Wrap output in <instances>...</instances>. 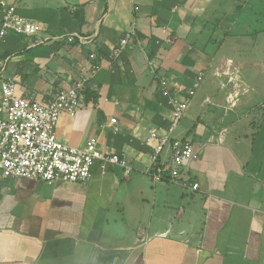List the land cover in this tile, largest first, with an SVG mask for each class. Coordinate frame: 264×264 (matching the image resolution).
Instances as JSON below:
<instances>
[{"label": "crops", "instance_id": "crops-1", "mask_svg": "<svg viewBox=\"0 0 264 264\" xmlns=\"http://www.w3.org/2000/svg\"><path fill=\"white\" fill-rule=\"evenodd\" d=\"M7 1L45 27L2 42L17 95L49 101L86 77L85 105L60 117L57 136L76 147L97 137L133 171L96 160L87 183L0 172V264H264V0ZM62 33L78 36L38 40ZM200 74L172 131L196 148L185 169L200 188L154 182L148 139L173 123L159 75L184 100Z\"/></svg>", "mask_w": 264, "mask_h": 264}, {"label": "built area", "instance_id": "built-area-1", "mask_svg": "<svg viewBox=\"0 0 264 264\" xmlns=\"http://www.w3.org/2000/svg\"><path fill=\"white\" fill-rule=\"evenodd\" d=\"M3 19L0 25V47L10 32L24 36L39 35L45 30L43 23L25 18L17 13V4L0 0ZM135 30H131L113 50V56L119 57ZM76 33L57 35L43 34L38 40L46 42L66 38L72 42ZM173 39L168 37L167 42ZM10 57L0 56V82L2 97L0 99V172L2 177H27L54 183L58 179L87 183L93 177V165L96 160L119 165L128 175L133 167L126 158L116 153L102 152L98 138L92 137L84 147H76L62 142L56 132L60 117L63 114L76 116L85 105L86 77H80L69 89H63L53 95L49 101L17 95V84L5 77ZM99 66L94 67V71ZM154 72V71H153ZM217 76L221 72H216ZM204 75L195 80L184 100L171 96L169 81L159 75V87L168 102L173 106L172 128L159 136L156 131L150 133L148 142L157 139L154 146L153 166L145 170L154 182H170L183 185L193 191L200 188L199 183L189 182L186 173L188 163L197 154L193 142L186 138H174L173 129L185 115L192 99L200 87ZM170 147V156L165 162L159 157L165 147ZM183 180V181H182Z\"/></svg>", "mask_w": 264, "mask_h": 264}, {"label": "rangeland", "instance_id": "rangeland-1", "mask_svg": "<svg viewBox=\"0 0 264 264\" xmlns=\"http://www.w3.org/2000/svg\"><path fill=\"white\" fill-rule=\"evenodd\" d=\"M255 76L258 78V83H264V79H260V74H258L257 72H255ZM255 77V78H256ZM198 90V89H197ZM197 92V91H196Z\"/></svg>", "mask_w": 264, "mask_h": 264}, {"label": "trees", "instance_id": "trees-1", "mask_svg": "<svg viewBox=\"0 0 264 264\" xmlns=\"http://www.w3.org/2000/svg\"><path fill=\"white\" fill-rule=\"evenodd\" d=\"M86 91H87V89H86ZM86 91H85V94H86Z\"/></svg>", "mask_w": 264, "mask_h": 264}]
</instances>
